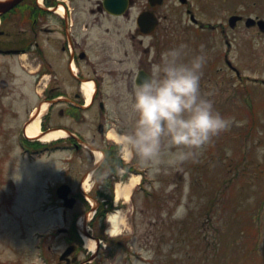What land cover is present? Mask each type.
<instances>
[{
	"label": "rangeland",
	"instance_id": "1",
	"mask_svg": "<svg viewBox=\"0 0 264 264\" xmlns=\"http://www.w3.org/2000/svg\"><path fill=\"white\" fill-rule=\"evenodd\" d=\"M179 3V0H167L159 8L162 17L167 15L160 18L161 23L171 24L162 51L182 41L187 42L193 52L201 49L194 45L195 38L199 39L197 34L177 31L190 23L186 9L202 23L213 25L205 30L207 49L213 53H206L201 90L214 100L220 112L234 117V122L230 129L220 133L206 146L196 161L148 167L129 156V165L142 173L139 184L131 188L129 199H119V202H124L118 206L114 200L115 183L129 179L131 171L119 169L113 177L110 211L115 207L119 209L118 233L106 232L110 227L107 216L99 220L91 218L87 222L89 231L103 236L98 256L102 261L98 263L264 264V33L257 25L246 26L244 21L237 22L235 28L227 26L228 17L235 13L263 18L264 0H188L185 5ZM135 14L136 9L133 29ZM105 25L103 20L97 27V38L113 53H88L83 69L85 74L98 76V97L103 100L104 110L112 121L108 130L122 133L132 124L125 104L127 93L134 84L138 56L136 54L135 59H129V54L122 52L129 42L124 37L121 39L118 32L105 35ZM129 25V21L122 18V32ZM140 47L135 42L134 53ZM154 55V51H150L149 57ZM27 61L25 56L0 55V72L10 80L12 92L4 100L7 107L5 120H0V157L6 149L9 153L7 167L13 180L9 185H0V262L60 264L58 254L65 248L64 235L57 231L61 227L70 228L73 233L78 231L82 246L79 259H85L95 249L91 250L83 238L84 234L79 233L83 215L89 207L79 198L72 208L66 209L57 197H52L53 183L62 180L63 176L61 164H58L60 154L53 157L52 169L49 162L46 166L44 159L33 158L30 161L21 153L19 137L14 133L11 135L9 129L1 128L4 124L17 128L26 118V101L36 99L26 93L34 82L33 74L23 67L34 68ZM95 61L99 63L92 68L90 63ZM228 61L236 70L229 67ZM129 68L134 70L130 77L124 73ZM46 81L47 78H43L37 85L39 91ZM22 91L26 93L24 97H21ZM19 109L16 118V112L14 115L13 112ZM2 130L8 133L5 137ZM111 142L116 145L119 155L125 157L127 151L122 149L121 143ZM89 162L88 159L77 163L76 169L84 170ZM47 167L51 170L46 171L44 168ZM95 177L96 172H92L86 180L90 192L99 183ZM72 181L76 179L72 178ZM190 185L194 191L198 190L192 197L188 196ZM77 187L76 184L71 185L72 193L77 191ZM203 199H218L222 203L219 214L224 229L226 223L228 227L236 225L234 216L240 215V219L252 212L256 226L251 229L250 239L259 243L258 252L252 250V241L246 244L243 241L245 237L238 236V242H233L235 235L226 229L220 232L221 229L210 222L208 214L200 213L202 208L198 205ZM188 208L193 210L187 212ZM42 234L44 238H41ZM216 237L215 248L208 246L204 251V243L214 241ZM175 240L178 241L175 243Z\"/></svg>",
	"mask_w": 264,
	"mask_h": 264
},
{
	"label": "flooded vegetation",
	"instance_id": "2",
	"mask_svg": "<svg viewBox=\"0 0 264 264\" xmlns=\"http://www.w3.org/2000/svg\"><path fill=\"white\" fill-rule=\"evenodd\" d=\"M161 1V2H159ZM167 0H20L10 9L0 13V54L16 55L28 59L29 65H34L29 69L23 65L29 73L33 74L34 82L27 88L28 95L35 96L33 101L27 100L24 112L25 119L17 126L1 128L9 129L8 132L17 135L20 129L24 145L33 157L39 156L44 159L46 166L53 167V157L59 155V165L63 170L62 180L54 182L56 188L60 184H76L79 186L86 178L87 172L95 167L96 180H105L110 176L107 167L106 155L111 154L113 143L107 137L108 124L111 121L104 110L103 100L98 97V76L85 74L84 67L88 53H113L112 49L102 44L97 38V27L102 21H106L103 29L104 34L118 32L129 42L123 53H127L129 59H135L137 54V66L134 76L139 71L150 72L152 65L160 59V54L165 44V32L171 28V24L161 23L160 7L166 4ZM185 5V3H179ZM120 10L114 12L111 8ZM111 7V8H110ZM135 28H132L133 14ZM145 11H152L157 17L156 28L150 32H144L137 22L138 16ZM189 12V9H186ZM163 15L162 18H166ZM122 18L129 21V28L122 32ZM240 19L237 22H241ZM256 25V24H255ZM253 25V26H255ZM213 26V25H212ZM210 23H202L200 20L190 18V23L184 28H178L179 32H192L197 35H206L207 28L212 27ZM227 26H229L227 24ZM236 25L233 27L235 28ZM259 29V27H258ZM260 30V29H259ZM262 32V31H260ZM141 47L134 53V43ZM194 45L203 46L205 53H213L208 50L206 39L195 38ZM155 55L150 58V51ZM201 51L197 49L194 52ZM141 52V53H139ZM216 53H228L217 51ZM104 58V57H103ZM105 60V59H104ZM102 62V60H101ZM99 62L90 63L92 68ZM129 77L134 73L133 68L124 71ZM2 74V75H1ZM43 78H47L44 87L39 89ZM93 78L97 84V90L89 101L86 100L82 90V80ZM0 110L2 111L1 121L6 114V104L4 100L10 96L11 82L0 72ZM22 91L21 97L26 95ZM41 95V96H40ZM27 97V96H26ZM43 105H46L45 109ZM19 110H15L16 118ZM39 114V115H38ZM36 115L40 118V135L29 137L26 134L28 121ZM49 131H61L62 135L54 139L45 140L43 136ZM2 130V136L8 133ZM85 133H89L86 135ZM102 151V159L97 163L93 156V149ZM38 152V154H37ZM8 152L3 149L0 157V185H9L13 182L7 167ZM89 159V165L84 170L76 169L77 163H84ZM46 171L50 168H44ZM75 178L76 181H72ZM56 189H54V192ZM53 194V193H52ZM53 197V195H52ZM10 200H13L9 197ZM6 201V198H5ZM64 235L65 248L70 249V253L60 261L62 264H80L85 259H79L82 251L78 233H73L70 228L58 230ZM20 233L18 227L17 234ZM97 232H92L98 237ZM51 237L52 235H48ZM100 238V237H99ZM101 239V238H100ZM50 248V247H49ZM64 248V249H65ZM101 246L96 249V256L100 255ZM63 251V250H62ZM15 252V250H14ZM61 253L58 254V259ZM46 259V257H45ZM93 259V260H94ZM49 258H47V261ZM90 261H87V263ZM0 264H6L0 262ZM16 264V263H15ZM19 264V263H17Z\"/></svg>",
	"mask_w": 264,
	"mask_h": 264
},
{
	"label": "clouds",
	"instance_id": "3",
	"mask_svg": "<svg viewBox=\"0 0 264 264\" xmlns=\"http://www.w3.org/2000/svg\"><path fill=\"white\" fill-rule=\"evenodd\" d=\"M206 53L187 42L166 48L149 73L127 93L125 107L132 122L120 143L148 167L196 161L216 136L231 128L234 117L220 112L201 90Z\"/></svg>",
	"mask_w": 264,
	"mask_h": 264
},
{
	"label": "trees",
	"instance_id": "4",
	"mask_svg": "<svg viewBox=\"0 0 264 264\" xmlns=\"http://www.w3.org/2000/svg\"><path fill=\"white\" fill-rule=\"evenodd\" d=\"M108 163L110 165V167H109L110 171L115 169V168H113L115 164H124L122 159H120V157L117 156L115 151H111V154H109ZM105 185L106 186L104 188L98 190V194L100 196H102V195L105 196L107 198L108 202L110 203L111 194L110 193L109 194L105 193L107 189L109 190V187L107 186L108 183H105ZM195 192H198V190L194 191L192 186L190 185V190H189L188 196L192 197ZM188 205L189 204H187V206ZM198 207L202 208L200 213H205V215H207V214L209 215L208 218H209L210 222L211 223L214 222V225L218 226V228L221 229V230H219L220 232L223 231V230L225 231V229H226L232 235H235V238H234L233 242H236V241L238 242V236H243V237H245L243 239V241L244 242L246 241V244H248V243H250L252 241L254 243L252 250L255 251V253L258 252V250L256 251V248L259 246V243H256L254 239H250L251 229L255 228V226H256L255 221H254V217L252 215V212L249 211L246 214V217L242 216L240 219H239L240 215L239 216H234L233 218L237 220L236 225L228 227L229 224L226 223V227L224 229L223 222L220 224L221 216L219 214L222 211V203L218 199L217 200L216 199L215 200H205V199H203V201H200V204L198 205ZM191 210H193V209L192 208H188L187 212H191ZM104 211H105L104 208L98 209V213L95 216V219L101 218V216L104 214ZM168 240H169V238L166 241H168ZM216 240H217V237H216V239L214 241H211V242H208V243H204V246H203L202 249L204 251H206V248L208 246H211L212 248H215L214 245L216 243ZM176 241H178V240H175V243H176ZM195 244H200V243L199 242H195ZM244 264H246V263L244 262Z\"/></svg>",
	"mask_w": 264,
	"mask_h": 264
},
{
	"label": "bare ground",
	"instance_id": "5",
	"mask_svg": "<svg viewBox=\"0 0 264 264\" xmlns=\"http://www.w3.org/2000/svg\"><path fill=\"white\" fill-rule=\"evenodd\" d=\"M82 90L84 91L86 100L88 101L91 97V94L93 92L94 89V84L93 81H84L82 82ZM40 125H39V119L36 118L34 120H32L26 128V134L30 137H34V136H38L40 135ZM120 134L118 133L116 130L114 129H110L107 132V137H109L110 139H113L114 141L120 143ZM62 135L61 131H49L48 133H46L43 138L45 140L47 139H51V138H55L57 136ZM95 156L96 158H99L100 153L99 152H95ZM129 154L128 152H126L125 154V158L128 159L129 158ZM140 175L139 174H131V177L129 179H127L126 181H117L115 183V188H114V192H115V202L118 203L119 199H124L125 201H127L129 199L130 193H131V188L138 182ZM87 180V179H86ZM83 182L82 188L84 190H87V185L88 183H86L87 181ZM107 221L110 223V227L108 229V232L110 234H117L118 233V228L120 226V216H119V209H116L112 212H110L108 214V218ZM84 239L87 243V246L92 250L95 247V242L84 236Z\"/></svg>",
	"mask_w": 264,
	"mask_h": 264
},
{
	"label": "water",
	"instance_id": "6",
	"mask_svg": "<svg viewBox=\"0 0 264 264\" xmlns=\"http://www.w3.org/2000/svg\"><path fill=\"white\" fill-rule=\"evenodd\" d=\"M18 1L19 0H6V1L0 0V12L8 9L9 7H11L13 4H15ZM112 10L114 12H118L119 11V10L117 11V9L115 8V6H114V8H112ZM150 15L151 14L145 13L144 15L140 16L139 19H138L139 24L140 25H145V24H152L153 22L155 23V20L156 19L151 15L153 17L152 18ZM237 18H240V17L239 16H232V17H230V22L234 21ZM250 22H254V20L251 19V18H248L247 19V24L250 23ZM258 23H260L262 26H264V20H259ZM140 74H141L140 77H142L143 75H145V73L144 74L140 73ZM69 190H70V188L67 185L60 186L58 188V193H59L60 196H62L65 199V205H67V206H71L73 204V201H74V198L67 199V193L69 192Z\"/></svg>",
	"mask_w": 264,
	"mask_h": 264
}]
</instances>
